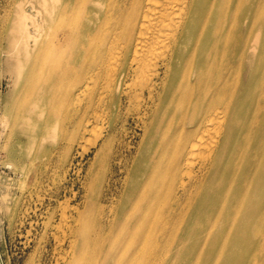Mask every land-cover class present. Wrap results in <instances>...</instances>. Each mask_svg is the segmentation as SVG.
<instances>
[{
    "label": "bare ground",
    "instance_id": "obj_1",
    "mask_svg": "<svg viewBox=\"0 0 264 264\" xmlns=\"http://www.w3.org/2000/svg\"><path fill=\"white\" fill-rule=\"evenodd\" d=\"M4 14L7 117L22 105L9 154L40 133L30 160L48 155L42 106L56 102L99 165L66 264H264V0H13Z\"/></svg>",
    "mask_w": 264,
    "mask_h": 264
},
{
    "label": "rangeland",
    "instance_id": "obj_2",
    "mask_svg": "<svg viewBox=\"0 0 264 264\" xmlns=\"http://www.w3.org/2000/svg\"><path fill=\"white\" fill-rule=\"evenodd\" d=\"M12 1L0 0L1 37L3 21L7 19L4 8ZM1 37L0 264H66L65 258L69 260L66 253L70 249L69 228L72 225L77 227L80 225L75 207L79 209L91 208L92 193L98 189L97 181L93 183L96 175L99 176V165L93 156L95 149L92 148L83 155L79 154L78 151L82 150L78 144L81 132L79 137L78 135L75 137L73 123L72 125L68 124L67 127L60 125V117L54 115L56 110L62 111L64 108L57 109L58 103L53 102L42 106L45 113L41 119L42 125L52 124L48 128L50 134L47 137L48 155L38 154L33 162L30 160L33 149L42 141L40 133H34L35 138L32 135L26 141L28 150L25 155L16 153L18 156L13 157L9 154L7 145L16 149L19 147L17 144L19 134L17 131L14 133V129L9 125L11 118L19 116L22 105L12 107L7 117V105L11 101L10 98L13 97L15 86L19 87V82H16L15 85L16 75L11 72V65L13 66L11 49L8 48L6 40ZM20 79L23 83L30 78H25L22 75ZM55 96V99L59 100L61 94ZM49 108L53 109L47 114ZM74 115L76 114L74 113ZM71 116L74 117L72 113ZM127 121L126 126L129 128V133L133 134H129L130 136L128 135L127 138L136 144L140 130L133 127L134 123L131 117ZM94 128L91 126L86 130V137L93 135ZM121 175L122 173H118L113 177L117 178ZM111 183L110 190L109 188L106 190L107 196H110L108 192L111 191L117 194L120 192V180L111 181ZM105 202L108 204V200ZM87 204L90 206H86ZM93 210L94 216L89 217L86 223L90 232L98 227L100 220H110V223L114 221L120 214L121 207L115 202L111 206H106L101 213H99L98 207H93ZM115 213L117 216L114 219ZM87 217L85 213H82L81 227ZM78 242L77 240L75 247ZM119 250L118 255L121 256L123 248ZM150 262L151 264H160V257L157 260L152 257Z\"/></svg>",
    "mask_w": 264,
    "mask_h": 264
}]
</instances>
